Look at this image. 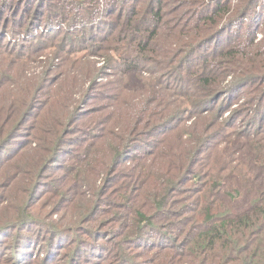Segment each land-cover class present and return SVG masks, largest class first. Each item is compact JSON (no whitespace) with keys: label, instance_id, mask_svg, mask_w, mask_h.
<instances>
[{"label":"trees","instance_id":"16d2710c","mask_svg":"<svg viewBox=\"0 0 264 264\" xmlns=\"http://www.w3.org/2000/svg\"><path fill=\"white\" fill-rule=\"evenodd\" d=\"M258 33L264 0H0V264H264ZM131 71L156 82L119 108Z\"/></svg>","mask_w":264,"mask_h":264},{"label":"rangeland","instance_id":"374dc122","mask_svg":"<svg viewBox=\"0 0 264 264\" xmlns=\"http://www.w3.org/2000/svg\"><path fill=\"white\" fill-rule=\"evenodd\" d=\"M76 3H80L81 0H75ZM76 5V4H75ZM74 7V6H73ZM73 7H67L65 9V13H64V16L63 17H59L57 19H60L62 18L63 20L62 21H65L66 23H68V21H71V19L75 16V8L73 9ZM85 11V10H84ZM49 13V10L48 9H45L40 18L39 19H44L43 17H46V15ZM91 14L89 15L86 11H85V14L83 15H77V17H80V18H87V17H90ZM100 20L102 19H105L107 20V22L111 21L110 19H114V16H102L101 18H99ZM40 24V23H38ZM11 33V29L9 30V33ZM12 35V34H11ZM116 39L117 38V35L115 36ZM264 35L262 33H258V39L259 41L261 39H263ZM106 47H108L109 51L107 50H100L99 52H97L95 54V56H93V58H85L84 60V57H78V56H73V57H70L67 61V64H65V61L66 59L62 60L63 63L62 65L65 66V68L67 67V71H70L71 69L75 70L77 68H80V66H82L86 61H89V60H92L94 61V66H103V63L106 59V56L109 55V52H110V46L111 44L110 43H105ZM112 47H113V50H112V53H114V47H116V44H112ZM237 48H239L240 50H245L247 47L245 46L244 44V41H241L239 42V44L237 45ZM61 61V62H62ZM60 63V61L58 62ZM28 67H30L32 70L34 71H37V69L42 72L43 70L46 69L47 72L51 71L48 66H47V63L46 62H42V63H30L28 65ZM246 66L244 65L242 68H245ZM58 69H59V66H58ZM83 70L85 73H90V76L92 75V71L90 70L89 66L87 64L84 65L83 67ZM38 71V72H39ZM141 75H142V78L143 80H146L148 79L149 82H151L153 79V81L151 82V84L155 83L156 82V77L154 78L153 75H151L150 73H148L147 71H141L140 74L137 73V72H134V71H131L129 72L128 74V79H130V83H129V86L128 88L126 89L125 91V94H123V96L121 97V99L118 101V107L121 108L123 107V103H122V99L124 97V95H126V101L129 102L128 104L132 106V103L135 99V97H137L138 101L141 103L142 102V99L138 97L137 95V90L138 88L141 86L142 84V80H141ZM81 76V75H80ZM105 76V75H104ZM104 76L102 77H99L98 78V81H104L106 79H104ZM107 79H108V82L110 81H114L115 79L118 80V79H122L124 81V83H127V79H126V75L125 74H122L121 72L119 74H113L111 76H106ZM89 78H83V80H80L78 83L74 82L71 84V88H73L75 90V94L77 99L79 100V98L81 97V93H83L85 91V89L87 88V86L89 85L87 82H88ZM61 81V80H60ZM239 96L235 99V100H238V98H240L241 102L243 100H245L247 97H246V94L244 93H238ZM183 99L185 97H182ZM77 101V100H76ZM241 102H239L238 104L234 105L233 106V109H237L238 107L242 109H244L243 106H240L241 105ZM72 106V105H71ZM251 107H254V106H251ZM228 114V113H227ZM243 115V114H242ZM248 118H251V113L247 114L245 117L241 118L240 121L242 122L241 124H238L236 127L237 128H242L245 124H247V120ZM134 120V118H131L130 121ZM253 122V121H252ZM254 123V122H253ZM188 124H190V122H188ZM237 124V123H236ZM243 125V126H242ZM238 139V140H237ZM235 141H223V143H230V146H231V152H233L234 154H237L238 157L240 159L243 160V162H246L247 160L250 159V156H251V147L248 143V138H245L243 136H238ZM254 169L258 172V177L256 179H259L258 182H260L262 177H264V170L260 169L259 166L257 167H254ZM250 206V201H249V197L248 195L245 197V196H237L236 195V200L233 204V207H234V212L235 213H239V212H245Z\"/></svg>","mask_w":264,"mask_h":264}]
</instances>
